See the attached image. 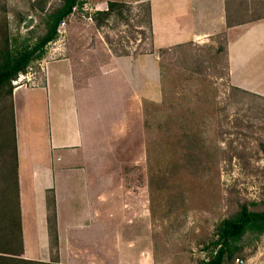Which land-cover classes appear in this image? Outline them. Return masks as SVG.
<instances>
[{
    "label": "crops",
    "instance_id": "crops-1",
    "mask_svg": "<svg viewBox=\"0 0 264 264\" xmlns=\"http://www.w3.org/2000/svg\"><path fill=\"white\" fill-rule=\"evenodd\" d=\"M242 1L147 0L150 52H109L85 75L69 57L47 60L13 90L0 264H173L155 247L149 202L127 187L124 162L132 146L141 160L143 103L162 100L159 50L221 38L231 86L264 95V18L239 17Z\"/></svg>",
    "mask_w": 264,
    "mask_h": 264
},
{
    "label": "rangeland",
    "instance_id": "rangeland-1",
    "mask_svg": "<svg viewBox=\"0 0 264 264\" xmlns=\"http://www.w3.org/2000/svg\"><path fill=\"white\" fill-rule=\"evenodd\" d=\"M60 2L0 0L1 48L3 35L14 51L39 43L47 33L45 19ZM109 2L124 3L122 16L115 11L97 27L91 17ZM236 13L263 19L264 0L242 1ZM149 18L144 0H80L19 86L47 60L69 57L85 75L89 68L95 73L109 52H150ZM28 20L33 22L25 28ZM223 46L216 38L159 52L162 100L143 103L141 160L133 159L137 146H132L124 162L131 170L127 187H141L149 202L155 247L173 264H203L217 250L219 225L242 205L264 210V95L230 91ZM19 86L11 82L0 91L1 106L7 105L10 88ZM235 247L225 264H264V234L247 232Z\"/></svg>",
    "mask_w": 264,
    "mask_h": 264
},
{
    "label": "trees",
    "instance_id": "trees-1",
    "mask_svg": "<svg viewBox=\"0 0 264 264\" xmlns=\"http://www.w3.org/2000/svg\"><path fill=\"white\" fill-rule=\"evenodd\" d=\"M79 3L80 0H61L60 5L45 19V26L47 28L46 35L41 38L39 43L33 46L14 51L10 48L9 38L3 35L1 42L3 47L1 48L0 45V91L5 86L10 85L11 82L17 80L20 75L26 74L30 65L35 60L42 59L44 48L56 39L60 24L73 14V11L79 6ZM124 7V3L109 2L106 11L95 12L91 18L97 27L103 26L115 11H118L119 15L122 16ZM256 19H261V17H257ZM174 48L159 50L157 55L160 62H162L161 54ZM223 48L225 51V46ZM190 72L192 74H198V71L192 70ZM13 90L12 88L9 90V101H7V105H0V165L5 163L6 158H8V163H13L16 154L15 128L11 103ZM239 90L235 87L230 88L232 92H238ZM2 177L5 178L4 176ZM7 181L11 183V186L16 188L15 177L8 174ZM50 217V221H52L54 213H51ZM247 232L264 234V210H252L247 205H242L234 217L225 219L219 225L216 242L213 243V247L217 250L210 254L211 256L203 264H225L226 261L231 260L235 254L236 243Z\"/></svg>",
    "mask_w": 264,
    "mask_h": 264
},
{
    "label": "built area",
    "instance_id": "built-area-1",
    "mask_svg": "<svg viewBox=\"0 0 264 264\" xmlns=\"http://www.w3.org/2000/svg\"><path fill=\"white\" fill-rule=\"evenodd\" d=\"M106 10H107V9H106ZM22 80H24V77H23L22 75H20V76L18 77V79L15 80V81L13 82V84H14L15 86H19V85H20L19 83H20Z\"/></svg>",
    "mask_w": 264,
    "mask_h": 264
},
{
    "label": "water",
    "instance_id": "water-1",
    "mask_svg": "<svg viewBox=\"0 0 264 264\" xmlns=\"http://www.w3.org/2000/svg\"><path fill=\"white\" fill-rule=\"evenodd\" d=\"M33 22V20H28V22H26L25 24V28H27L28 26H30V24Z\"/></svg>",
    "mask_w": 264,
    "mask_h": 264
}]
</instances>
